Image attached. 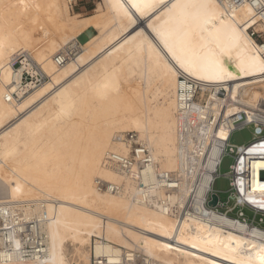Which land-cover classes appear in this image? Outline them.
I'll return each mask as SVG.
<instances>
[{
  "label": "bare ground",
  "instance_id": "6f19581e",
  "mask_svg": "<svg viewBox=\"0 0 264 264\" xmlns=\"http://www.w3.org/2000/svg\"><path fill=\"white\" fill-rule=\"evenodd\" d=\"M73 1L0 0V213L15 246L35 221L49 247L12 264H90L95 238L164 264H264V0H102L89 17ZM22 51L49 81L10 103ZM128 133L174 185L141 194L107 160L130 156ZM223 154L226 200L208 173Z\"/></svg>",
  "mask_w": 264,
  "mask_h": 264
},
{
  "label": "built area",
  "instance_id": "2783aa9c",
  "mask_svg": "<svg viewBox=\"0 0 264 264\" xmlns=\"http://www.w3.org/2000/svg\"><path fill=\"white\" fill-rule=\"evenodd\" d=\"M251 36L264 46V33L259 34L252 30ZM74 54H76V52ZM71 56L72 54L69 52L56 55L54 57L56 67L58 69L64 67L70 60ZM11 66L13 68L11 86H13L14 89L6 94L7 102L15 103L20 101L24 96L28 95L35 89L40 88L49 81V77L43 72V69L33 63L29 55L24 51L15 55ZM181 80L184 81L183 78ZM197 96L198 94L196 95L195 100L197 99ZM126 139L131 145L130 156L126 157L119 154H110L108 155L107 160L120 167L129 177L139 179V191L141 194H143L142 192L146 187H149V189L154 192L157 187H159L158 181H164L165 183L162 185L165 187H167V184L174 185L175 177L173 175L157 174V164L154 162L150 150L139 142V137L136 133H128ZM227 151L230 153V145L226 146V152ZM226 156V154H223L222 159ZM191 163H193V161H191ZM220 167L216 172L208 171L209 174L214 175L215 183L219 178H224L220 174ZM147 178L150 179L147 181ZM226 180L228 181V179ZM145 181L148 182L147 185L144 183ZM228 184L230 187V182ZM96 187L100 192L110 193H117L120 189L118 185H112L100 180L96 182ZM233 189L235 191L234 187ZM215 193H218L217 190ZM233 203L234 200L229 201V204L232 205ZM5 216H7V214H5ZM0 218L1 264H12L13 261L23 263L29 261L45 262L49 258L48 237L42 227L37 224L38 222L33 221L28 223L26 224V228H24L25 231H19L22 240L15 246L12 238L13 224L9 222L7 223L1 213ZM90 250V264H164L160 261H155L148 256L142 255L137 251L123 250L121 248L118 249L115 246L96 238L93 240Z\"/></svg>",
  "mask_w": 264,
  "mask_h": 264
},
{
  "label": "rangeland",
  "instance_id": "374dc122",
  "mask_svg": "<svg viewBox=\"0 0 264 264\" xmlns=\"http://www.w3.org/2000/svg\"><path fill=\"white\" fill-rule=\"evenodd\" d=\"M98 4H102V0H74L70 4V12L73 14H83L86 17H89L91 15L95 14V11L98 10ZM254 31V29H252ZM250 30V32L252 31ZM255 32V31H254ZM257 40V39H256ZM258 41V40H257ZM259 42V41H258ZM260 43V42H259ZM210 93H206L205 96L208 97ZM244 136V138H243ZM246 138V140H245ZM243 139V141H242ZM253 139V134L252 130L247 128L241 131H236L232 134L230 138V143L233 145H243V144H248L252 141ZM246 141V142H244ZM233 160L226 156L223 159L222 165L220 167V174H226L230 170V166L232 165ZM214 189L217 191L222 192L221 193V199L226 200V191L229 189V184L228 181L225 178H219L216 183L214 184ZM232 206V205H231ZM244 212L245 216L248 218V220H253L254 219V212L248 208L241 209L237 208L234 209L231 213L232 216L234 217H239L240 212ZM258 226H261L264 228V220L263 222H256ZM88 252V249H87Z\"/></svg>",
  "mask_w": 264,
  "mask_h": 264
},
{
  "label": "water",
  "instance_id": "95a60500",
  "mask_svg": "<svg viewBox=\"0 0 264 264\" xmlns=\"http://www.w3.org/2000/svg\"><path fill=\"white\" fill-rule=\"evenodd\" d=\"M216 201H217V199H216V197H215V202H214V204L216 203Z\"/></svg>",
  "mask_w": 264,
  "mask_h": 264
}]
</instances>
